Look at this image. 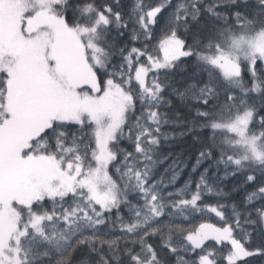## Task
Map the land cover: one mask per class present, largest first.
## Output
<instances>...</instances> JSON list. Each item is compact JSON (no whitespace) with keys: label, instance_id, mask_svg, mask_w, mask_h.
Wrapping results in <instances>:
<instances>
[{"label":"snow or ice","instance_id":"6c2138e0","mask_svg":"<svg viewBox=\"0 0 264 264\" xmlns=\"http://www.w3.org/2000/svg\"><path fill=\"white\" fill-rule=\"evenodd\" d=\"M0 264H264V0H0Z\"/></svg>","mask_w":264,"mask_h":264},{"label":"trees","instance_id":"16d2710c","mask_svg":"<svg viewBox=\"0 0 264 264\" xmlns=\"http://www.w3.org/2000/svg\"><path fill=\"white\" fill-rule=\"evenodd\" d=\"M190 144H191L190 140L186 138H178L171 146L172 152L176 154L177 156H179L181 159L185 160L189 164L195 162L194 161L195 153L192 151H189ZM185 179H187V170L185 171L183 175L180 176L177 182L178 186L182 185ZM228 187H231V184H228ZM227 190L228 189L225 188V191Z\"/></svg>","mask_w":264,"mask_h":264}]
</instances>
